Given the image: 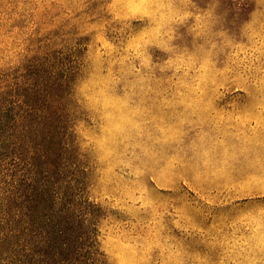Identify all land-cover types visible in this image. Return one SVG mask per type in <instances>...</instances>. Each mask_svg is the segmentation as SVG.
<instances>
[{"label":"rangeland","instance_id":"obj_1","mask_svg":"<svg viewBox=\"0 0 264 264\" xmlns=\"http://www.w3.org/2000/svg\"><path fill=\"white\" fill-rule=\"evenodd\" d=\"M48 56L108 264H264V0H0V90Z\"/></svg>","mask_w":264,"mask_h":264},{"label":"trees","instance_id":"obj_2","mask_svg":"<svg viewBox=\"0 0 264 264\" xmlns=\"http://www.w3.org/2000/svg\"><path fill=\"white\" fill-rule=\"evenodd\" d=\"M0 90V264H108L107 210L73 127V59H30Z\"/></svg>","mask_w":264,"mask_h":264}]
</instances>
